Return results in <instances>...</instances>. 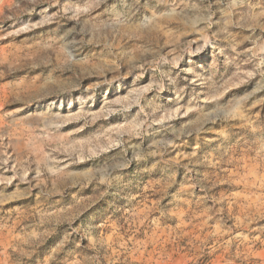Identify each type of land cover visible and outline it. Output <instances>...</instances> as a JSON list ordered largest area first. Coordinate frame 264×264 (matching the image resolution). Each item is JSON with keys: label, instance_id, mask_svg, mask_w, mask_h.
<instances>
[{"label": "rangeland", "instance_id": "1", "mask_svg": "<svg viewBox=\"0 0 264 264\" xmlns=\"http://www.w3.org/2000/svg\"><path fill=\"white\" fill-rule=\"evenodd\" d=\"M0 264H264V0H0Z\"/></svg>", "mask_w": 264, "mask_h": 264}]
</instances>
